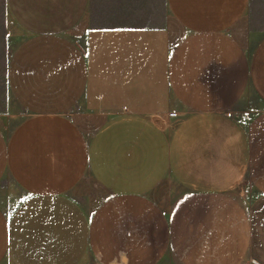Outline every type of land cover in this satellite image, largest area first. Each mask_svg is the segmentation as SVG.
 Instances as JSON below:
<instances>
[{
  "label": "crops",
  "instance_id": "obj_1",
  "mask_svg": "<svg viewBox=\"0 0 264 264\" xmlns=\"http://www.w3.org/2000/svg\"><path fill=\"white\" fill-rule=\"evenodd\" d=\"M5 2L24 34L6 85L26 117L0 125V180L27 197L14 215L0 205V264H264L254 0ZM105 7L167 17L100 24ZM246 86L262 104L248 120Z\"/></svg>",
  "mask_w": 264,
  "mask_h": 264
},
{
  "label": "rangeland",
  "instance_id": "obj_2",
  "mask_svg": "<svg viewBox=\"0 0 264 264\" xmlns=\"http://www.w3.org/2000/svg\"><path fill=\"white\" fill-rule=\"evenodd\" d=\"M100 7H94L93 11H99ZM103 9V7H101ZM167 17L166 7H105V13L96 16L104 23L118 24L123 22H138L139 24H158ZM249 27L252 32L251 48L264 36V5L259 0H254L248 11ZM24 38L23 31L10 16L5 0H0V125L7 133H11L15 127L26 117L24 111L17 106L6 85V68L11 52L15 46ZM239 113L245 119L256 111L262 110V104L251 88L246 86L241 101ZM240 194H244L247 201L250 199V187H240ZM27 197L21 188L13 180L9 173H5L0 180V205L11 215H14L16 208L22 200ZM249 197V198H248ZM253 197H251L252 199ZM244 259L245 264L249 259ZM256 259V258H255ZM85 264H97L93 258L85 254ZM258 260V259H257ZM259 261V260H258ZM1 264H12L7 259ZM159 264H179L173 256H169Z\"/></svg>",
  "mask_w": 264,
  "mask_h": 264
},
{
  "label": "built area",
  "instance_id": "obj_3",
  "mask_svg": "<svg viewBox=\"0 0 264 264\" xmlns=\"http://www.w3.org/2000/svg\"><path fill=\"white\" fill-rule=\"evenodd\" d=\"M245 264H262V263L257 259L253 258V259H249Z\"/></svg>",
  "mask_w": 264,
  "mask_h": 264
}]
</instances>
